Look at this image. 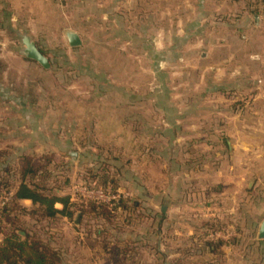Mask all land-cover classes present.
<instances>
[{
  "label": "rangeland",
  "instance_id": "rangeland-1",
  "mask_svg": "<svg viewBox=\"0 0 264 264\" xmlns=\"http://www.w3.org/2000/svg\"><path fill=\"white\" fill-rule=\"evenodd\" d=\"M101 1L89 0L85 1L83 7L67 8L60 4L43 3L42 0H26L25 3L23 0H4L3 3L0 0L1 14L4 13L2 23L0 17V86L10 88L14 98L40 100L43 118L36 122L43 130L47 129L42 136L25 137L22 125L26 126L27 122L20 117H13L17 116L14 109L9 112L8 106L0 104V209L5 204L13 206L12 192L21 181L20 170L25 156L40 160L46 166L42 170L46 173L39 178L46 188L55 194L70 196L76 204H81L82 198H86L82 191L94 173L107 179L106 186L110 193L120 184V177L130 178L129 166L120 170V161L117 160L121 153L123 159L130 158V137H118L113 130V125L118 121H115V114H130V110L125 106L122 110L115 107L118 100L129 103L131 94L145 97L149 92L156 104L160 103L158 105L171 99V102H177L173 106H178L179 99H188L187 109L194 112L196 98L202 89L196 85L197 77L192 74L186 78L182 69L201 63L191 55L179 59L177 55L176 58L173 54L165 57L163 53L169 44L166 42V31H169L167 34L171 33L169 36L172 39L180 33L179 21L174 19L178 9L167 7L166 0H137L138 7L117 9L100 8ZM261 1L264 4V0ZM164 19L167 25L163 24ZM68 31L80 36L81 47L69 46L65 34ZM24 33L33 37L38 47L53 62L51 73L28 62L20 54L22 44L18 35ZM173 44L177 45V42L172 40L169 45ZM178 51L179 48H176ZM157 69L166 73H159ZM183 84L188 87L180 88ZM102 90L103 94H100ZM105 97L107 100L103 103L97 101ZM85 99L86 104L81 105L80 101ZM206 106L209 109L210 103H206ZM142 107L140 111L145 113L147 107ZM154 109L156 113L162 112L161 107L155 106ZM169 113L173 114V111ZM73 115L77 119L72 121ZM73 124L75 129H72ZM51 127L53 130L58 129V136L51 135ZM188 127L194 129L193 126ZM205 127L210 128L209 121ZM69 139L75 140L76 150L68 145ZM214 140L211 136L204 137V143L197 147L198 152L206 150L207 159L211 156L209 152ZM25 144H29V151H22ZM50 145L56 152L49 151ZM70 152L77 153L76 160L71 158ZM99 159L100 162H97ZM172 168L175 176L188 175L197 180H201V176H211L210 172L200 175L194 168ZM6 169L10 172H4ZM141 171L144 174L146 170ZM151 171L154 179L152 191L156 195L162 194L166 189L162 170L155 167ZM193 184L188 188L190 194L200 190L198 184ZM125 189L131 192L129 185ZM114 194L121 196L119 192ZM126 203L128 207H134L133 201L128 200ZM194 203L193 200L190 203V212L196 210ZM21 205L33 209L32 205ZM156 205L159 214L160 207ZM78 213L81 214L76 210L72 219H40L19 215L31 234L39 235L44 242H50L62 253V264H162L163 234L158 227L159 217L136 211L112 213L108 219L82 218L81 214L76 224ZM188 219L183 224L185 232H173L175 237H172L171 246L176 253L173 258H176L175 261L184 258L183 264H197L200 254L210 249L206 244L216 239L200 230L204 219ZM151 224L155 232L150 243L152 251H136L134 244L138 233L142 234L143 229ZM241 224H244V218H236L235 226ZM255 237V233L234 232L230 240L241 242Z\"/></svg>",
  "mask_w": 264,
  "mask_h": 264
},
{
  "label": "crops",
  "instance_id": "crops-1",
  "mask_svg": "<svg viewBox=\"0 0 264 264\" xmlns=\"http://www.w3.org/2000/svg\"><path fill=\"white\" fill-rule=\"evenodd\" d=\"M85 1L89 0H42L43 3L57 4V6L60 4L67 8H75L78 5L83 7ZM23 2L25 3L26 0ZM262 2L261 0H166L167 7L178 9V15L174 19L179 21L181 29L173 39L171 35L169 36L171 33L167 34L169 31H166V42L171 45L174 40L177 45H165L167 48L163 52L165 57L173 54L175 58L178 56L180 59L191 55L201 63L182 69L186 78L194 74L198 81L196 85L202 89V93L196 98L194 112L187 109L188 99H179L178 106H173L177 105V102H171V99L170 102L167 101L165 104L161 102L162 105H158L160 103L156 104L153 95L149 92L145 97L131 94L129 103H124L120 99L119 103L116 102L114 105L121 110L124 106L130 110V114L123 115V112L115 114V121H118L113 125V130L118 137H130L132 149L130 158L128 156V159H123V153L118 156L120 170L127 168L125 166L128 165L131 175L130 178H119L120 184L117 190L121 194V202L127 205L128 200L133 201L134 207L127 206L119 212L121 214L131 211L148 212L154 217H159L158 227L162 229L163 234L162 264H183L184 258L174 260L176 253L172 251L171 240L175 237L174 233L185 232L183 224L189 220L188 218L204 219L200 230L216 239L206 244L210 246L207 252L197 255L199 256L197 264H264V240L258 239L264 220V4ZM137 3V0H102L99 7L134 8L138 7ZM23 6L26 7L25 4ZM1 11L2 23L4 13L1 14ZM166 23L164 19L163 24ZM176 48H179L178 53ZM32 64L41 68L35 63ZM53 67L48 70L50 73ZM44 71L48 73L47 70ZM156 71L166 73L164 70ZM179 87L188 86L183 84ZM100 94H103V90ZM28 99L14 98L11 96L10 88L0 86V104L8 106L9 112L14 109L13 112L17 113V116L13 117H20L22 121L27 122L26 126L22 125L24 136H42L47 129L43 130V127L36 122L43 118L40 112L41 102L38 99ZM106 100L105 97L97 101L103 103ZM73 103L75 105V102ZM206 103H210L209 109ZM80 104H86V99L80 101ZM143 105L147 107L145 113L140 111L143 110ZM155 106L161 107L162 112L156 113ZM170 110L173 114L169 113ZM76 119L74 115L71 118L72 121ZM208 121L210 128L205 127ZM188 126H193L194 129ZM72 129H75L74 124ZM50 130L51 135L58 136V129L53 130L51 127ZM207 136L215 138L209 152L210 160L205 156L206 150H199L202 152L197 150ZM74 141L68 140L72 150H76ZM25 145L21 148L22 151H29V144ZM49 149L55 151L51 145ZM174 166L176 170L194 168L200 175L210 172L211 176L210 178L201 176V180L192 179L188 175L175 176L172 174ZM155 167L162 170L166 184L163 193L157 195L152 191L154 179L151 170ZM209 168L211 170H204ZM141 169L146 170L144 174ZM193 183L196 186L198 184L200 190L190 194L188 188ZM128 185L131 187V192L125 189ZM192 200L195 202V212L189 210ZM21 203L32 205L30 201ZM156 204L160 207L159 214ZM58 206L61 205L56 206L61 209ZM238 217L244 218V224L236 227L235 220ZM153 229L154 225L151 224L143 229L142 234L138 233L134 244L136 251H152L150 243L152 234L155 233ZM234 232L255 233L256 237L253 240L243 239L241 242H236L230 240ZM178 248L181 249L180 246ZM204 254L207 256H203Z\"/></svg>",
  "mask_w": 264,
  "mask_h": 264
},
{
  "label": "trees",
  "instance_id": "trees-1",
  "mask_svg": "<svg viewBox=\"0 0 264 264\" xmlns=\"http://www.w3.org/2000/svg\"><path fill=\"white\" fill-rule=\"evenodd\" d=\"M51 66L53 67V62H51ZM97 162H100V159ZM45 167L40 160L31 156L23 158L20 170L21 181L14 187V192H12L11 201L13 206L10 207L5 204L0 209V236L3 237L0 239V264L63 263L62 253L51 246L50 242H44L39 235L31 234L25 227L26 222L22 220L19 214L40 219H56L58 217L72 219L75 211L79 210L82 218L103 219L105 217L108 219L112 213L119 212L127 207L125 203L121 202V199L114 205H110L82 198L81 204H76L71 201L70 196L55 194L39 181V178L46 173L42 172ZM4 172L10 171L6 169ZM56 184L57 182L53 185L56 186ZM106 185L107 179L104 180L97 173H94L86 182V186L90 188L102 189L104 192L110 193ZM4 187L7 188V186ZM113 193H118L117 188ZM22 201H30L33 209L29 210L23 207L21 205ZM58 204L62 206L61 209L56 208ZM13 213L16 216L12 217L11 214Z\"/></svg>",
  "mask_w": 264,
  "mask_h": 264
},
{
  "label": "water",
  "instance_id": "water-1",
  "mask_svg": "<svg viewBox=\"0 0 264 264\" xmlns=\"http://www.w3.org/2000/svg\"><path fill=\"white\" fill-rule=\"evenodd\" d=\"M22 48L20 50V54L28 61L34 62L38 64L41 68L44 70H50L51 69V61L50 59L42 52V50L38 47L37 43L27 33L19 34L18 35ZM66 39L71 48H79L82 46V40L80 36L72 31L66 32ZM70 156L73 160H76L77 153L71 152ZM81 218V214L78 213L75 223L78 224ZM259 240H264V220L261 224L259 234H258Z\"/></svg>",
  "mask_w": 264,
  "mask_h": 264
},
{
  "label": "built area",
  "instance_id": "built-area-1",
  "mask_svg": "<svg viewBox=\"0 0 264 264\" xmlns=\"http://www.w3.org/2000/svg\"><path fill=\"white\" fill-rule=\"evenodd\" d=\"M82 192L84 197L97 203L114 205L121 199L119 194L106 193L102 189H93L88 186H84Z\"/></svg>",
  "mask_w": 264,
  "mask_h": 264
}]
</instances>
